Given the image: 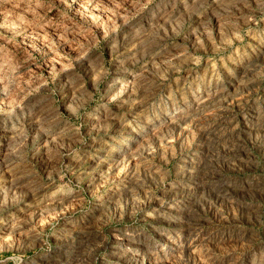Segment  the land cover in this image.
I'll return each mask as SVG.
<instances>
[{
  "label": "rangeland",
  "instance_id": "374dc122",
  "mask_svg": "<svg viewBox=\"0 0 264 264\" xmlns=\"http://www.w3.org/2000/svg\"><path fill=\"white\" fill-rule=\"evenodd\" d=\"M0 264H264V0H0Z\"/></svg>",
  "mask_w": 264,
  "mask_h": 264
}]
</instances>
